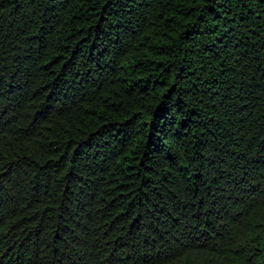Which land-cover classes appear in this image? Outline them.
I'll return each instance as SVG.
<instances>
[{"label": "trees", "instance_id": "trees-1", "mask_svg": "<svg viewBox=\"0 0 264 264\" xmlns=\"http://www.w3.org/2000/svg\"><path fill=\"white\" fill-rule=\"evenodd\" d=\"M0 264H264V0H0Z\"/></svg>", "mask_w": 264, "mask_h": 264}]
</instances>
